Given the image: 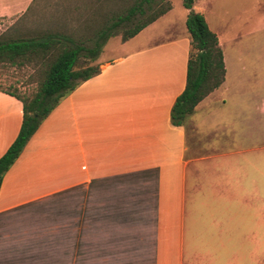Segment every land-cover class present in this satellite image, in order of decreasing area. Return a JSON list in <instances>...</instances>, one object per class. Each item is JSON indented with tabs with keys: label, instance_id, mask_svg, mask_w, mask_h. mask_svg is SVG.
Returning <instances> with one entry per match:
<instances>
[{
	"label": "crops",
	"instance_id": "0c3cea01",
	"mask_svg": "<svg viewBox=\"0 0 264 264\" xmlns=\"http://www.w3.org/2000/svg\"><path fill=\"white\" fill-rule=\"evenodd\" d=\"M33 1L0 0V18ZM189 49L186 33L155 39L59 100L2 178L0 264L247 262V210L264 209V122L247 127V111L264 115V100L247 99L246 61L223 53V83L174 125ZM22 119L0 90V156Z\"/></svg>",
	"mask_w": 264,
	"mask_h": 264
},
{
	"label": "rangeland",
	"instance_id": "374dc122",
	"mask_svg": "<svg viewBox=\"0 0 264 264\" xmlns=\"http://www.w3.org/2000/svg\"><path fill=\"white\" fill-rule=\"evenodd\" d=\"M141 1L143 0H34L22 16L0 18V39L34 36L49 30L79 35L85 33L88 24L113 13H126L127 9ZM149 1L144 3L146 14L141 18L169 9L127 42H123L122 34L133 23L121 25L119 34L111 37L98 59L91 62L93 66L99 68L106 60L118 59L126 52L155 39L157 41L165 36L181 33L189 35L186 28L189 10L184 7L183 0ZM196 5L201 9L198 7L199 9L194 10L203 14L209 28L221 41L224 57L227 59L229 56L231 61H246L244 91L248 100L260 103L264 100V0H197ZM135 20L136 18L133 22ZM42 76L43 64L39 61L22 65L1 62L0 90L13 92L21 98H31ZM251 122H264L262 112L249 109L247 127ZM262 131L260 128L256 130L258 133ZM260 201L256 199V205L262 204L259 208L264 207V202ZM237 248L236 253L247 261H242L241 264H264V209L247 210V244L237 243ZM231 251L234 253L233 249L228 250L229 253ZM214 252L209 262L216 258ZM214 264H219L218 258ZM236 264H239L238 260Z\"/></svg>",
	"mask_w": 264,
	"mask_h": 264
},
{
	"label": "trees",
	"instance_id": "16d2710c",
	"mask_svg": "<svg viewBox=\"0 0 264 264\" xmlns=\"http://www.w3.org/2000/svg\"><path fill=\"white\" fill-rule=\"evenodd\" d=\"M196 1L183 0L184 7L189 10L186 28L190 49L186 85L171 109V121L174 125H182L195 106L224 81L222 48L203 14L193 9ZM146 2L150 1L138 2L123 14L103 16L100 20L88 24L85 33L79 35L49 30L34 36L0 39V63L22 65L39 61L43 64L42 79L31 98H21L6 91L22 102L23 119L16 138L0 156V185L4 174L23 151L41 122L58 105L59 100L81 82L99 72L98 66H93L91 62L98 59L107 41L119 34L120 26L133 23V26L122 34L123 41H126L169 9H162L149 17L141 18L146 14Z\"/></svg>",
	"mask_w": 264,
	"mask_h": 264
}]
</instances>
